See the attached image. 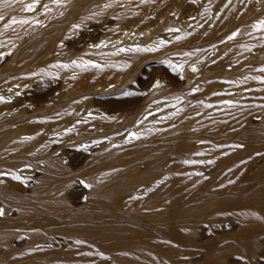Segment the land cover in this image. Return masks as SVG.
Masks as SVG:
<instances>
[{"label": "rangeland", "instance_id": "1", "mask_svg": "<svg viewBox=\"0 0 264 264\" xmlns=\"http://www.w3.org/2000/svg\"><path fill=\"white\" fill-rule=\"evenodd\" d=\"M173 1L177 2L173 4ZM217 1L204 0V4L199 0L198 5L201 2L203 6L193 4L196 10H191L195 12L183 18L179 0H102L99 6L107 8L103 12H98L94 7L88 13L77 10L74 16L67 17V11L59 9L27 35L26 41L39 32H47L43 35L44 41L37 46L43 58L36 65L32 64V74L21 75V81L12 82L8 91L3 87L9 95L0 88V132L6 129L1 122L13 112L18 98L19 101L23 97L40 100L41 92L47 95L55 93V106L29 108L30 112L26 114L30 117L25 114V119L23 117L19 123L13 124L4 145L0 147L9 148L19 142L30 144L25 148L20 164L25 165L29 173L17 176L16 172L2 170L3 165L0 164V176L15 181L16 187V190H0V211L3 213L0 215V232L9 230L12 223H16L12 228H20L15 237L19 243L14 245L16 251L7 255L9 263L13 262L17 254L37 250L45 246L44 242L51 240H55L56 264H71L87 254L109 259L107 251L99 245L75 237L69 230L70 225L72 222L122 217L126 213L124 209L132 204L131 212L138 213L142 220L150 222L149 226L137 223L142 231L139 237L155 242L162 251L169 252L170 264H264V63L260 65L258 62L262 54L260 49H256L255 54L253 51V55L248 52V46L256 35L264 38V28L261 31L257 28L264 25V0H222L221 3L218 1V5ZM132 5H138L141 9L126 11ZM165 9L168 11L164 12ZM45 11L43 7L42 12ZM123 16L134 20L124 22ZM33 19L36 20V16ZM184 20L186 25L188 21L192 22H188L189 27L183 23ZM19 33L14 30L7 34L0 28V50L3 49V54L0 52V80L5 81L10 76L8 63L16 48L12 39L18 37ZM210 33L212 37L208 40ZM102 37L105 38L101 40ZM31 49L29 53H33L34 47ZM46 51L53 53L51 56L55 59L50 60H54L53 63L49 61L51 56L49 59L46 56ZM134 52H137V56L131 63L121 62L123 57H129ZM210 53L209 61L217 64L214 72L216 75L209 80H202L197 76V70L190 65ZM46 63H50V66ZM181 72H184V77ZM165 73L169 74L168 77L174 73L177 79L174 80L172 75V79L166 75L164 77ZM150 86L152 88L149 89ZM247 86L250 90L246 89ZM153 88L163 99L159 98L160 107H166V110L162 109L158 113L165 111V115H158L154 126L139 130L126 140L136 142L155 131L182 126L189 123L190 116L194 121L201 118L218 120L220 113L226 110L232 118L228 119V129L218 131L217 137L221 143L237 146L231 162L236 172L227 180L219 177L218 184L230 185L231 190H159L155 204L136 207L135 202L131 203L129 199L131 191L125 187L94 190L83 184L87 175L98 170L95 168L104 167L103 155L109 145L115 144L104 139L111 131L100 125L105 126L104 122L112 120V116L107 111L104 114L102 110L111 106V98H114L113 101L126 99L137 93L149 98L155 93ZM164 93L168 101L166 105ZM171 97H175L172 98L175 102ZM10 98L11 101H8ZM68 104L80 110L78 112H83L87 118H99L98 127L95 126L93 130L90 127L82 129L86 130V134L80 129L79 137L76 136L79 135L76 123L66 129H57L53 136H49L43 127L34 125L36 121L52 116L54 111L56 116L60 105ZM87 113L91 116H87ZM252 133L260 136L252 138L253 143L249 148L244 138ZM154 180V174L143 168L134 178V187L144 188ZM199 199L206 202L199 206ZM63 207L69 210L68 219L55 220ZM248 212L258 214L260 219L252 218ZM32 221L41 222L47 233L39 237H28L27 230L31 228ZM75 242H83L87 249H74ZM2 252L5 253V250Z\"/></svg>", "mask_w": 264, "mask_h": 264}, {"label": "bare ground", "instance_id": "2", "mask_svg": "<svg viewBox=\"0 0 264 264\" xmlns=\"http://www.w3.org/2000/svg\"><path fill=\"white\" fill-rule=\"evenodd\" d=\"M101 1L102 0H0V13L2 12V14H0V17H3L2 19H0V28H2V31H5L7 34H9L10 32H13L14 30L20 31L19 36L12 39V43L16 45V48L14 50L15 53H13L11 60H9L11 62L8 63V68L11 70L10 76L8 75L9 77H7V79L5 81L0 80V88L3 89V90L2 89L1 90L5 91V93L7 95H9V93L6 92V89H7V91L9 90L8 89L9 85H11V83L16 81V80L21 81V79H19V78L21 75L24 76L23 74H25V73L26 74L28 73L27 75L32 74V73H30L32 64H35L36 62L38 63V61L43 58V55L38 52L37 46L44 41L43 35L46 31L39 32V33L35 34L34 36H32L31 39L26 41L27 35L41 26L40 24H41L42 20H47V19L51 18L55 14V12L59 9H65L67 11V17L68 16L69 17L74 16L76 14L77 10H78V12L81 10V13L82 12L88 13L90 11H93L92 9H94V7H96V10L98 12H103V11L107 10V8L103 7V6H99V3H101ZM179 1H180L179 4H180V9H181L180 13L182 12V14L184 15L183 18H185L186 15L189 16L188 13L192 14L193 12H195L193 10H196V9H194L192 6H193V4L197 3V1H199V0H197V1H195V0H179ZM200 1L202 3H204V0L203 1L200 0ZM218 1H219V3L222 2V0H218ZM218 1H217V5H218ZM251 1H253V0H251ZM104 2H106V1H104ZM176 2L177 1H173L172 3L175 4ZM201 2H199V5H201L200 4ZM108 4H110V3L108 2ZM29 5H32L31 9H29V7H28ZM168 5H170V4H168ZM196 5L199 6L198 3ZM154 6H156V5H154ZM175 6L177 8V5H175ZM201 6H203V5H201ZM219 6H220V4H219ZM231 6H230V9L232 8ZM43 7H44V9H46V11L44 13L42 12ZM178 7H179V5H178ZM212 7H214V6H212ZM173 8H174V6H173ZM176 8H175V10H176ZM192 8H193V10H191ZM124 9H125V6H124ZM140 9H141L140 6L132 5L131 7H127L126 11H133V10L139 11ZM143 9H144V7H143ZM177 9H179V8H177ZM1 10H3V11H1ZM121 10H122V8H121ZM33 11H35V12H33ZM167 11L165 9L164 12H167ZM199 11H201V10H199ZM141 12H143V11H141ZM32 13H33V15H32ZM177 13H179L178 10H177ZM191 14L189 17V19L191 18L190 21L192 20ZM164 15H166V14L164 13ZM194 15L197 16L196 13ZM33 16H36V20L33 19ZM119 16H121V15H119ZM151 16H153V15H151ZM179 16L181 17L180 14H179ZM38 17L40 19L39 21H38ZM139 17H141V16H139ZM126 18L124 17V18H122V20L124 22H127V21L130 22V21L134 20V18H131V17L129 19L128 18L126 19ZM196 18H194V19H196ZM170 20H169V22H170ZM172 21H174V20H172ZM188 22H187V25H188ZM193 22H194V20H193ZM183 23L184 24L186 23L185 20L183 21ZM185 25H184V27H185ZM205 26H207V25L205 24ZM187 27H189V25ZM257 28H258V30L261 31V30H263L264 25H259V26H257ZM194 29H195L194 31H196V28H194ZM200 31H202V30L200 29ZM206 32H207V30H206ZM195 34H197V32ZM216 34H218V33H216ZM200 35H201V33H200ZM200 35L198 34V36H200ZM211 37H212V35L210 33L208 35L207 39L209 40ZM104 38L105 37H102L101 40H103ZM193 41H194V39H193ZM195 41H196V39H195ZM45 44L46 43H44V46H46ZM47 44H48V42H47ZM198 45H200V44H198ZM9 46H11V45H9ZM33 47H34L33 53H31V52L29 53L28 50H32L31 48H33ZM198 47L199 46H197V48ZM9 48H8V50H9ZM183 48H184V45H183ZM191 48H193V47H191ZM194 48H196V47H194ZM256 49H260L262 51L261 57H259V59H258V62L261 65L264 63V38L263 37L259 38L257 35L255 37V40L253 42H251V44L248 46L249 54L250 53H251V55L255 54ZM2 50H0V52ZM5 51H4V54L6 53ZM9 51H11V49ZM253 51H254V53L252 54ZM42 53H43V51H42ZM46 53H44V54H46L48 59H49V56L53 55V53H51L50 51H48V52L46 51ZM2 54H3V51H2ZM206 54H207V52H206ZM216 54H218V50H216ZM8 55H9V53H8ZM136 56H137V52H134L129 57H126V58L123 57V60H121V62L131 63V61H133ZM209 57H211V53L209 55H207V57L203 56V57L197 59L196 61H194L193 63L191 62L192 65H190L194 69L197 70V76L199 75V77L202 80H209L211 76L216 75V73H214V72L216 71V65L217 64H214V62L212 63V61H209ZM51 59H55V58H53L51 56L49 61ZM116 60H114V61H116ZM174 61H175V59H174ZM50 62H52V61H50ZM53 62H54V60H53ZM42 63H40V65ZM46 64L49 65L50 63H46ZM117 65H119L118 62H117ZM117 65H115V66H117ZM228 65L231 66V64H229V63H228ZM42 66H43V64H42ZM115 66L112 68H115ZM38 67H39V65H38ZM45 67H46V65H45ZM34 68L36 69V67H34ZM164 68H166V66ZM35 69H33V70H35ZM37 69H39V68H37ZM31 72H32V70H31ZM43 72H45V71H43ZM189 72H191V71H189ZM239 72H240V70H239ZM33 73L35 74V71ZM38 73H39V71H38ZM191 73H193V72H191ZM181 74H183V77H184V72H181ZM194 74H196V73H194ZM240 74H241V72H240ZM165 75L167 76L169 74L165 73L164 77H165ZM171 75L174 78V80L177 79L176 74L172 73ZM171 75H170V77H171ZM187 75L188 74H186V76ZM243 76H244V73H243ZM170 77L167 76V78L172 79V77L171 78ZM240 77H242V76H240ZM35 78H37V77H35ZM2 81H3V83H2ZM174 82L178 83V81L177 82L174 81ZM185 82L187 84V81H185ZM153 83H155V81H153ZM170 83H171V81H170ZM179 83H180V80H179ZM143 84H145V83H143ZM197 84H198V82H197ZM193 85L194 84H192V86ZM152 86H153V84H152ZM152 86H150L149 89L152 88ZM199 86H200V84H199ZM199 86H196V87L198 88ZM3 87L4 88L6 87V89H4ZM132 87L134 88V86H132ZM144 87H142V88H144ZM153 87H155V85ZM163 87H164V85H163ZM247 87H246V89H249V86H247ZM238 88H240V87H238ZM15 89H13V90H15ZM240 89H244V88H240ZM130 90H132V89L130 88ZM130 90H129V92H130ZM196 90H197L196 92H198V89H196ZM140 91H142V90L140 89ZM163 91H161V92H163ZM17 92H19V91H17ZM6 94H5V96L7 97ZM14 94L15 93H13V95ZM126 94L127 93H125L124 95H126ZM46 95L47 94H44L41 92L40 97H39L40 100L34 99V97H32V96H31L32 98L25 97L27 99H24V97H23V98H21L22 100H20V101L18 98V102H15V108H14L13 112H11L6 118L3 119V122H1L3 127H6V129L4 131L0 132V147L4 145L5 138L7 136H9V134H10L9 131H11L12 125L19 123L20 120L23 119V117L25 116V114L27 113L29 108L34 106L35 108L37 107L36 109H39L42 107L52 108L55 106V93H51V94L47 95V97H45ZM15 96H16V94H15ZM144 96L145 95H143V94L137 93V94H131L126 99H118V100L113 101L114 98L113 99L111 98V100L109 101V104L111 106L109 108H107L106 104H105L106 110L103 109L102 111H104V114H107V113L110 114V116H112V120L107 121L106 119H104V120H106L104 122L105 126L102 124L103 126L100 125V127H103V128L105 127L106 129H109V131H111V133L107 134L105 136V138L104 137L103 138L109 140L110 144H111V142H113V143L115 142V144L113 146L109 145L108 149L105 151L106 154L103 155L104 156L103 163H104L105 168L103 167L104 169L103 168L100 169V167L95 168L96 166H94L95 170L96 169H98V170L95 171L93 169L95 172H92L93 174L87 175V178L86 179L84 178L83 184L86 187H88L89 189H94V190H102L103 188L113 189V188L119 187V186H121L123 188L125 187V188H127V190L129 189L131 191L129 199H130L131 203L135 202L136 207L144 206L147 204H149V205L155 204V202L157 201V199L159 197V190H231L230 185L218 184V179H219V177H223V180H227L228 178H231L233 176V174L236 172V169L234 167H231V162H232L233 156H234L233 151H236L237 146H235L234 144H229V143H223V142L221 143L220 139L217 137L218 131H222V130L225 131L228 129V127H229L228 119L231 117L230 113L225 110L221 114L219 112L220 111L219 110L218 112L220 113V118L219 119L217 118L218 120L201 118V119H199V121L196 120L197 122L194 121L193 119H191V116H190L188 119H190L191 121L189 120V123L186 122V124H183L182 126L181 125L179 127L175 126V127H172L170 129L165 130L164 129L165 125H164L163 126L164 131L163 130L155 131V132L151 133L150 135L141 138L139 141H136L137 140L136 139L135 140L136 142H129L128 140H126V138L131 136L133 133L138 132L139 130L143 131L146 128L152 126L153 123L155 122V120L157 119L156 117H158V115H161V117H162L164 114L163 112H165V111H162V114L158 113L159 111H161L163 109V107H160L161 103H159V98L162 99V97H159L160 96L159 92H156V90H155V93H153L149 98H145ZM161 96H162V93H161ZM164 96H165V93H164ZM10 97L14 98V96H10ZM146 97H148V96H146ZM172 98L174 99L175 97H171L170 99H172ZM164 99L166 100V96ZM173 99H172V101H174ZM9 100L11 101V98L8 99V101ZM167 102L168 101L166 100L165 105L168 104ZM170 103H171V100H170ZM32 104H34V105H32ZM60 106L61 107H59L58 110L56 111L57 112L56 116H55V111L53 112V110H52V112H53L52 116L49 115L50 117H48L46 120H38L35 122L34 125L38 126V127H43L44 129H46L45 131L47 132V134L49 136L50 135L53 136L55 131H57V129L58 130H62L64 128L66 129V127L72 126L73 125L72 123H76L78 125L77 128H79V130H77V131H79V135H76V136H79V137H80V132L82 131V129H86L89 127L92 129L95 126L98 127L99 118H96V117H92V118L88 117L87 118L86 116H84V114H82L83 112L82 113L78 112L80 110H78L77 108L75 109L74 107L70 106L69 104L68 105H60ZM169 106H170V104H169ZM226 108H227V106H226ZM163 110H166V107ZM8 111H9V109H8ZM105 111H107V113H105ZM28 112H30V111H28ZM49 112H51V111H49ZM231 112H232V110H231ZM85 113H86V111H85ZM219 113H218V115H219ZM80 114H81V116H80ZM26 115L29 116L28 114H26ZM33 115H34V112H33ZM98 115H100V113ZM187 115L188 114H186V116ZM87 116H91V115L88 114ZM24 119H25V117H24ZM179 120H180V118H179ZM171 123H172V121H171ZM170 124L168 127H170ZM18 129H20V128H18ZM71 129H72V127H71ZM80 129H81V131H80ZM85 131H84V134H86ZM94 131H96V129ZM90 132H91V130H90ZM90 132H88V133H90ZM103 132H106V131H103ZM137 135H139V134H137ZM255 136H260V135L252 133L248 137L244 138V140L247 142L249 148L251 147V145L253 143L252 138H254ZM92 141H90L91 142L90 144H92ZM94 141H96V140H94ZM29 145L30 144L27 142H19V143L13 144L9 148H5V147L1 148L0 149V164L3 165L2 170H9L12 172H16L17 176H22L24 174L29 173V169H27L25 167V165L20 166L21 161H22L21 157L24 154L25 148ZM86 147H87V145H86ZM83 148H85V147H83ZM84 153H87V152H84ZM81 157L83 159V155ZM9 158H11V159H9ZM92 161L90 160V162H92ZM8 162H11V164ZM78 162H79V160H77V163ZM85 162H86V160H85ZM84 164H86V163H84ZM76 165H78V164H76ZM79 165H80V163H79ZM79 165H78V167H79ZM87 165H89V163ZM82 166H85V165H82ZM121 166H124L125 168L121 169L122 168ZM143 168H146L148 171L152 172L155 176V180L152 183H149L144 188H135L134 187V178L137 174H139L141 172V170ZM89 169H90L89 173H91L92 170H91V168H89ZM4 173L6 175H9L7 172H4ZM82 175H84V174H82ZM51 185H53V184H51ZM0 190H16L15 181L12 182L6 176H0ZM201 200L202 199L198 200L199 206H201L200 205L201 203L206 202V201L201 202ZM131 205L124 209L126 213L125 214L123 213L124 215H122V217H119V218L87 220L85 222H79V223L72 222L69 230H71V232L75 235V237L87 239V240L94 242L95 244L99 245V247L103 248V250L105 249L110 258L104 259L103 257H101L99 255L87 254V255H84L81 258L75 260L71 264H133V263L170 264L168 262V258L171 254L169 252L166 253V252L162 251L157 243L150 242V241H147V240L139 237L141 235L142 231H141V228L138 227L137 223L142 222L145 226H149L150 222L142 220L138 213L131 212V208H130ZM60 210H62V211L58 217H55V220L57 219V221H66L68 219L67 216L69 215L68 208L63 207V208H60ZM247 214H249V216H251L252 218L260 219L259 215L254 213V212H248ZM31 223H32V225H31ZM31 223H30L31 228L30 229L28 228L29 230H27V228H26L28 237H39V236L47 233V231L44 230L45 227L43 226V224L41 222L32 221ZM14 224H16V223L10 224L11 226L8 227L9 230L0 232V264H56L55 263V247H54L55 240H51L50 242H47V243L44 242L45 244L41 243V244H44L45 246L40 247L37 250H33L29 253H26V252L21 253V254L19 253L14 258L13 262L9 263V261H7V259H8L7 255L14 253L16 251V248L14 247V245L19 244L18 242L15 241V237L19 234L20 228H18V230L12 228V226ZM24 225H28V224L24 223ZM191 226H193V224H191ZM15 227H17V226L15 225ZM144 233H145V231H144ZM73 247H75L74 249H79L82 251H85L87 249V246L83 242H75V244H73ZM3 249L5 250V253L2 252Z\"/></svg>", "mask_w": 264, "mask_h": 264}, {"label": "snow or ice", "instance_id": "3", "mask_svg": "<svg viewBox=\"0 0 264 264\" xmlns=\"http://www.w3.org/2000/svg\"><path fill=\"white\" fill-rule=\"evenodd\" d=\"M29 7V9H31V7H32V5H29L28 6ZM3 17H0V19H2ZM262 23H264V22H262ZM195 70V69H194ZM3 213H2V211H0V215H2Z\"/></svg>", "mask_w": 264, "mask_h": 264}]
</instances>
